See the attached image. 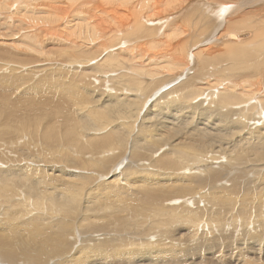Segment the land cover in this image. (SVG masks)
I'll use <instances>...</instances> for the list:
<instances>
[{"label": "rangeland", "instance_id": "1", "mask_svg": "<svg viewBox=\"0 0 264 264\" xmlns=\"http://www.w3.org/2000/svg\"><path fill=\"white\" fill-rule=\"evenodd\" d=\"M114 1L0 0V236L48 230L47 264H264V50L232 60L225 39L264 0ZM123 3L144 28L97 48L87 23ZM174 27L179 52L142 61Z\"/></svg>", "mask_w": 264, "mask_h": 264}, {"label": "bare ground", "instance_id": "2", "mask_svg": "<svg viewBox=\"0 0 264 264\" xmlns=\"http://www.w3.org/2000/svg\"><path fill=\"white\" fill-rule=\"evenodd\" d=\"M109 0H102V2H108ZM121 2V0H119ZM187 0H170L169 1V5L171 6V4L174 5L175 9L172 8L171 6V9L173 10H177L180 9V7L182 6V4L186 3ZM56 2V1H55ZM77 2V1H76ZM115 3L114 0H112V3ZM119 2V3H120ZM54 3V2H53ZM59 2H57L58 4ZM122 3V2H121ZM130 3V1L128 2V4ZM160 3V2H159ZM164 3V2H163ZM103 4V3H102ZM145 4V2H144ZM115 5V4H114ZM118 5V4H117ZM124 7H123V6ZM121 5L120 8H115L113 10V14L116 18H118L119 20L117 21H111V22H107L105 19H103L102 16H97L96 18H94L93 20H91L90 22H88L87 24L90 26L91 30H92V36L93 38L96 37L99 33H102V37H101V40L104 41V43L100 44L99 41H97L95 38H94V42L97 43V48H102L105 46V44H107L108 42L109 43H114V42H117L118 41V30L120 31H125L124 28H130L132 27V29L137 33L139 34L141 29L144 28L143 26V23L136 17H134V19L130 20V18H128V14H130L131 12V8H129L127 5H124V3ZM132 6H134V3L131 4ZM138 5V4H137ZM185 5V4H184ZM25 6V5H24ZM120 6V5H119ZM137 7V6H135ZM183 7V6H182ZM10 8V7H9ZM156 8V7H155ZM94 9V8H93ZM136 9V8H135ZM53 10H57L56 8L53 9ZM134 10V9H133ZM166 10V9H165ZM152 11V10H151ZM99 13V11H97ZM9 15V14H8ZM132 15V14H130ZM170 16V15H169ZM176 16V15H175ZM92 17V15H91ZM94 17V16H93ZM132 17V16H130ZM140 19L142 20L141 16H139ZM129 19V20H128ZM90 20V18H89ZM235 23H241V21L239 22H235ZM244 25L248 26V27H244ZM106 26V27H104ZM177 26V25H176ZM182 26V25H181ZM168 27V26H167ZM243 27L244 28H247V29H251L253 30V34H252V37L248 40L247 38L250 37L249 34H244V35H234L233 34H230L228 35L227 33H224V36L225 34H227L225 36V39L227 41L229 40H233L231 41L232 44L234 45H230L227 49H229L228 51L230 52V57H232V60L238 58L239 60L242 59L244 60L245 58H247L248 56H250L251 54H254L256 55L257 54V51L259 53H262V51L264 49V25H262L261 23H257V22H245L244 24H237V25H233V28L237 29V30H243ZM102 28V29H101ZM114 28V30L112 31V29ZM176 27H174L175 29ZM183 28V27H181ZM173 29V28H172ZM168 30L169 32L165 35H163L160 39H159V44H157L156 40L155 41V45L151 48V51L148 49V50H145L144 52V56H146L147 58H142V56L140 55H143V54H140L139 56L142 58V61H149V63L152 65L154 63H152V61H155V65L156 64H159L157 63V61H161V59H164V58H170L172 56H174V54H176L177 52H179V48H178V45L175 46L174 42L176 41H179L180 38H182L184 35V33L187 32V30H182L180 29V27L178 28L177 27V30L173 29V30ZM186 29V28H185ZM229 29H227V32H234V31H228ZM111 31L114 33V36L113 37H109ZM46 33L47 36L49 35H57V37H61V40L63 41H69L68 38H62V35L60 34H56L54 33L52 30H47V31H44ZM163 33V32H162ZM159 35V34H158ZM186 35V34H185ZM73 36V35H72ZM221 36V35H220ZM233 36V37H232ZM155 37H157V35H155ZM184 38V37H183ZM221 38V37H220ZM244 40H248V41H245ZM261 40V42L259 41ZM257 42V43H256ZM225 43V42H224ZM230 43V41L228 42ZM223 44V43H222ZM110 46H112V44H107V47L106 49H108ZM122 46V45H121ZM137 46V45H136ZM143 47L142 45H138L136 47V49L138 50L139 48ZM183 46V45H182ZM245 46V47H244ZM125 49H128L131 53H136V49L135 47H132V46H124ZM106 49H103V50H106ZM144 49V47H143ZM141 48V50H143ZM146 49V48H145ZM185 49V48H184ZM211 49V47L209 48ZM213 49V48H212ZM211 49V50H212ZM141 50H140V53H141ZM108 51V50H107ZM128 51V52H129ZM144 51V50H143ZM225 52V50H223ZM227 51V50H226ZM197 52V51H196ZM211 53V52H210ZM226 53V52H225ZM183 54V53H182ZM188 54V53H187ZM197 55L198 56V60L200 63H204V60L202 59H206L207 57H205V51L203 52H197V53H190V55ZM209 54V53H207ZM226 55V54H225ZM224 55V56H225ZM210 56V55H208ZM212 56V54H211ZM136 57V56H135ZM137 57H138V54H137ZM177 57V56H176ZM182 58V56H181ZM189 58V57H188ZM173 59V58H172ZM222 59V57H221ZM231 59V58H230ZM165 60V59H164ZM182 60V59H181ZM186 60V59H185ZM167 63H170V67H171V63L174 64L173 62H169V59L167 60ZM175 61V60H174ZM179 61V60H178ZM203 61V62H202ZM139 63V62H137ZM180 64V63H179ZM179 64H174L175 65H179ZM143 65V64H142ZM183 64H181L180 66H182ZM204 65V64H203ZM202 65V66H203ZM251 65V64H250ZM140 66H141V63H140ZM147 66V65H146ZM179 66V67H180ZM208 66V65H207ZM145 67V66H144ZM149 67V66H148ZM177 67V68H179ZM184 67V65H183ZM151 68V67H150ZM182 68V67H181ZM148 69V68H147ZM154 69V68H153ZM168 69V68H167ZM144 70V69H143ZM151 70V69H150ZM150 70L148 69V71L150 72ZM152 71V70H151ZM168 71V70H167ZM177 71V70H176ZM151 73V72H150ZM149 73V75H151ZM161 81V80H160ZM219 81V79L217 80ZM209 82V81H208ZM245 82V81H244ZM243 82V83H244ZM207 84V83H206ZM209 84V83H208ZM207 84V85H208ZM215 84V83H214ZM217 84V83H216ZM245 84V83H244ZM247 84V83H246ZM223 85V84H222ZM241 85V84H240ZM251 85V84H249ZM224 86V85H223ZM253 86V85H252ZM208 87V86H207ZM209 87H212L211 84H209ZM232 87V86H231ZM249 87V86H247ZM226 88V87H225ZM234 88V87H233ZM134 91V89H133ZM131 92V91H130ZM136 92V91H135ZM138 92V91H137ZM140 92V90H139ZM133 93V92H132ZM201 93V92H200ZM134 94V93H133ZM132 94V95H133ZM138 94V93H137ZM220 96H221V100H223L226 96V93L220 91ZM136 96V95H134ZM153 107H156L155 105ZM225 108V105L223 106ZM152 109V108H151ZM153 110V109H152ZM155 110V113L156 112V108H154ZM149 115V114H148ZM147 115V116H148ZM205 160L204 157L202 156H197L195 158V162H203ZM20 172V171H19ZM4 173V171L2 172ZM1 174V173H0ZM194 174H197V173H194ZM2 175V174H1ZM0 175V176H1ZM115 175V174H114ZM190 175V174H189ZM116 177V176H115ZM1 180H3L4 182H9L7 179H5L4 177H0ZM119 180V176L116 177L115 179H113L111 182H117ZM130 183L131 181L128 180ZM143 183L145 184L144 186H147V185H150L148 181H144L143 180ZM107 184L106 185H103L102 188L100 189H95V190H90L91 192L88 193V196L90 197H94L93 195L97 196L99 191L101 190V193L100 195H102L104 193V191L107 189ZM93 193V194H92ZM71 194L68 195V193H66V196L64 198V201H70L71 200V197H70ZM203 200V199H202ZM170 213V212H169ZM169 215V214H168ZM171 215V214H170ZM151 222V221H150ZM248 222H249V219H248ZM255 223V222H254ZM251 224V223H250ZM235 225V224H234ZM243 226V224H242ZM153 227V226H152ZM250 230H255V228H250L249 227V231ZM260 230V229H259ZM31 234H28L27 235V238L28 239H24L22 237V239L19 241L20 243V247L17 248L16 245H14L12 242H10L8 239H6L5 237L3 236H0V253L2 254V256L4 257V261H7L9 263H16L18 264L19 263V258L21 256V260H26V259H30V262L31 264H47V257H46V252L44 250V247L47 249L48 247L50 246H56V245H60L61 244V239L60 238H55L54 236L51 237V232H49L48 234L45 235V233L48 231L45 232V230H29ZM264 231V230H263ZM42 236H45L43 237V241L38 239L39 237ZM255 237H258V236H262L263 235H256V234H253V233H250L249 232V237L248 238H245L244 240H242L243 242L241 244H244L245 246L249 245L250 246H254L256 245L259 241H257ZM19 238V237H18ZM23 241L27 242L28 244L24 243ZM239 243V244H240ZM262 245L261 247H264V241L261 242ZM39 245V247H36V245ZM237 246V245H235ZM258 246V245H257ZM244 248V246H242ZM239 248H240V245H239ZM258 248V247H257ZM260 248V247H259ZM241 249V248H240ZM62 250V249H60ZM63 252V251H62ZM248 252V251H247ZM257 252V251H256ZM235 253V252H234ZM250 253V252H249ZM260 254V253H259ZM156 256H153L155 259L157 257V253L154 254ZM153 257H150L149 259H143L141 260V262H152L153 261Z\"/></svg>", "mask_w": 264, "mask_h": 264}]
</instances>
